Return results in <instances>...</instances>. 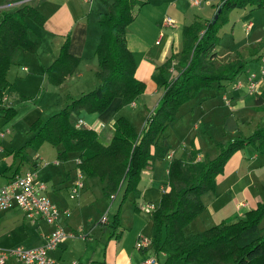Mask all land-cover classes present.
<instances>
[{
  "label": "crops",
  "instance_id": "obj_1",
  "mask_svg": "<svg viewBox=\"0 0 264 264\" xmlns=\"http://www.w3.org/2000/svg\"><path fill=\"white\" fill-rule=\"evenodd\" d=\"M134 1L142 2V4L136 6L137 14L126 26L125 40L136 64L134 77L144 84L143 92L130 103L123 104L121 98L115 97L101 112H89L85 108H80L77 112H71L69 118L76 127L94 130L97 141L105 147L113 139L114 123L119 117H124L136 131L139 132L142 129L146 116L160 103L163 83L174 79L178 73L175 66H178L183 48L182 28L195 20H211L221 4L219 0L212 6L213 14L209 18L194 15L191 19L189 8H181V5L184 6L185 1L188 0ZM32 2H35V5H31ZM111 2L113 0H30L27 2L0 0V13L29 5L44 17L41 24L26 18L27 35L37 45L36 49L32 52L18 51L6 72L7 86L2 92L0 120L4 123L14 120L9 128H3L0 124V138L10 147L9 149L0 147V153H4L0 158V167H2L0 168V186L6 184L15 175L33 171L37 181L44 185L40 192L60 210L58 218L60 225L66 231L83 233L80 239L69 237L62 241L61 245L59 244L49 253L58 262L78 260L84 263L79 257L82 249L75 253L80 248L77 243L82 241L86 243L83 256L86 255L88 259L84 264H138L150 257L155 259L152 264H165L164 252H156L152 245L139 249L135 247V242L140 236L151 238L152 222L149 214L142 211V206L145 203L158 202L163 192L168 190L167 175L170 159L167 155L149 162L142 171L137 184L140 196L136 199L139 207L136 210L132 193L123 200L124 184L111 198L104 193L103 181L83 174V187L75 197L71 198L70 187L78 173V152L68 153L65 159L59 158L58 153L61 147L44 142L29 153V149L32 148H28L23 154L16 153L33 135L29 129L31 124L37 120H46L61 111L71 99L94 90L100 84L95 54L102 32L98 17L107 11L106 5ZM251 8L254 9V7ZM229 15L230 12L228 19ZM166 18H170L173 23L166 24L164 22ZM178 21L182 23L177 24ZM29 22L36 27H32ZM249 24L251 28V22ZM65 43H67V54L77 62L71 74L67 75L60 84L52 85L47 79V68L59 57ZM262 43L264 39L257 41L256 44L262 46ZM256 48L255 45L243 48L249 56L247 60L253 61L256 63L255 67H258L253 71L257 74V78H260L259 90L254 94L253 101L251 102V94L244 86L235 87V81L227 84L225 89L219 90L221 100L230 112V115H225L223 118L224 131L230 132L229 140L236 138L234 135L246 137L256 128L264 127L256 124L249 134H243V124L253 122L252 117L247 116L249 110L258 119V123H264V76L259 75L258 59L264 53L262 51L259 53ZM213 54L212 59L216 63L234 61L238 64L245 63V67L247 65L242 54H238L237 59L224 61L221 56L218 60L217 46ZM170 57H172L170 67L164 66L163 64ZM167 72L173 74L171 79L165 76ZM246 76L242 78L240 73L237 79L245 83ZM206 94L205 92L204 96H207ZM10 107L16 112L11 119L6 120L5 110ZM179 110L180 107L173 122L178 119ZM79 121H81L80 124ZM18 127L22 128L20 133L22 132L24 136H21ZM18 139L23 140L22 144L17 143ZM169 140L162 137L159 142H165L168 145V153L173 151L174 158L182 157L183 154L188 156L192 151L198 150L199 154L195 160L201 159L202 162L203 153L210 148L204 147L207 144L201 138L182 140L176 147H173ZM207 141L209 144V139ZM212 143L211 146L214 148ZM214 150L215 156L216 149ZM209 151L211 152L212 149ZM185 159L189 160L187 157ZM118 195L120 198L116 203L112 220L110 217L106 219V222H101L97 213L106 208L108 204L106 197L111 198L112 202ZM129 198H131L132 206L125 207V202ZM201 199L205 206L203 212L212 216L215 224L222 221L234 222L246 211L264 202V153H258L251 146H245L234 152L224 164L222 173L217 175L215 189L202 194ZM92 202L100 203L96 208V214L87 213V207ZM17 211H20L22 215L20 216ZM108 211L109 209L106 208L105 214ZM22 216L29 222H27L29 227L34 228L32 232V235L36 237L34 246L43 244L44 236L52 230V226L40 217L32 219L21 209L11 208L0 212V247H15L13 243L4 242L2 229L9 223L23 220ZM159 255L163 258L162 262Z\"/></svg>",
  "mask_w": 264,
  "mask_h": 264
},
{
  "label": "trees",
  "instance_id": "obj_2",
  "mask_svg": "<svg viewBox=\"0 0 264 264\" xmlns=\"http://www.w3.org/2000/svg\"><path fill=\"white\" fill-rule=\"evenodd\" d=\"M141 4L134 0H113L106 5L107 11L98 17L102 32L95 51L100 84L71 99L61 111L46 120L31 124L29 129L33 135L16 152L18 155L28 148L37 149L44 142L61 147L59 158L65 159L68 153L78 152L77 170L86 177L103 181L104 193L111 198L124 184L123 200L132 193L136 210L141 173L149 162L167 155L168 145L159 141L175 119L178 108L203 90L213 86L225 89L227 84L236 81L245 67V63H216L212 59L219 41L218 31L226 23L229 12L246 6L264 8V0H221L211 20H195L184 26L183 48L178 66H175L178 73L174 79L163 83L159 105L146 116L139 132L124 117L117 118L113 139L105 147L97 141L94 130L74 126L69 119L70 113L80 108L101 112L115 97L127 104L143 92L144 84L134 77L136 64L125 40L126 26L135 18L136 6ZM27 17L38 24L44 21V17L29 5L0 13V104L7 86L6 72L15 54L20 50L35 51L37 46L28 38ZM171 59L163 65L170 67ZM76 62L67 54L65 43L59 57L47 68L49 83L60 84L72 73ZM15 112L14 108H7L4 117L9 120ZM245 146L264 153V127L256 128L246 137L215 143L216 155L206 162L195 160L198 150L170 159L168 190L149 213L151 245L156 252L166 254L165 264H204L203 253L207 252L209 259L218 248L216 246L224 242H230L232 250L229 264H264V202L234 222L222 221L188 236L183 233V228L205 210L202 194L215 189L216 177L222 173L228 158Z\"/></svg>",
  "mask_w": 264,
  "mask_h": 264
},
{
  "label": "rangeland",
  "instance_id": "obj_3",
  "mask_svg": "<svg viewBox=\"0 0 264 264\" xmlns=\"http://www.w3.org/2000/svg\"><path fill=\"white\" fill-rule=\"evenodd\" d=\"M218 2L219 0H200L199 5H192L191 0H188L185 1L184 6L181 5V8H185V9L189 8V15L191 19L193 18L194 15H199L201 17L208 16L207 18H209L211 14H213L212 6ZM30 4L35 5V2H32ZM249 22H251L252 27L246 30L245 29L246 25L249 24ZM181 23L182 21L177 22V24H181ZM29 24L32 27H36L34 24H32V22H29ZM218 35L220 40L217 45L218 60H220L221 56H223L224 61L237 59L239 58L238 54H242L241 56H243L247 61V65L244 71L241 72V77L244 78L249 72L255 71L258 67H255L256 63H253V61L247 60L249 56L247 52L244 51L243 48L247 47L248 45L251 46L255 45V47H257L256 51H258L259 53L262 51V53H264V43L261 44L262 46L256 44L257 41L264 39V9L262 8L253 9L251 7H246L245 9L235 8L231 10L228 21L219 29ZM260 57L258 59L261 66ZM172 75L173 74L170 72H167L165 74V76H168V78L170 79L173 77ZM205 92L207 93L206 94L207 96H204ZM249 93L251 94L250 97L252 102L255 93L253 92H249ZM227 95L229 94L227 93ZM221 97H222L221 93L215 86L201 91L192 100L180 106L179 114L177 116L178 119L172 122L166 128V130L164 131L161 137H163V139H170L169 142L172 144L173 147L179 145L182 140L188 141L192 138L195 139L201 138L207 144V146L204 147H208V148L210 147L209 149H212L211 152L209 151V149H207L205 153H203L204 155L203 162H206L207 160L211 159L212 155L215 153L213 146H211V142H213L214 144L221 142L222 140L224 142H227V140L231 138L230 132L224 131L225 125L223 123L224 116L228 114L230 115V112L225 107L223 101L221 100ZM247 116L252 117L253 122L251 124H246V123L243 124V129H244L243 134L245 135L249 134L252 131L253 126H255L256 124H259L260 126H264V123H258V119H256L255 115L251 110L247 112ZM12 121L11 122L8 121L7 123H4L2 122V120H0V124H2L3 128L5 127L9 128L13 124ZM194 127L196 129H194ZM18 131L20 133V131H22V128L18 127ZM20 134L21 136H24L22 132ZM234 137H237V135H234ZM208 139H209V144L207 141ZM22 142H23L22 139L21 141L20 139H18L17 141L18 144H22ZM0 147H4L8 149L10 148L5 144L2 138H0ZM33 150L34 149H29L28 153ZM2 155H4V153H0V158ZM93 180L96 181L97 183H100V181L95 178H93ZM98 190L101 191L100 189ZM102 197L105 198L104 195H102ZM106 198L108 200V204L106 208H108L109 211L105 214L106 208L104 210L101 209V211L97 213V216L98 218H100V220L103 215H105L106 219H109L111 217L112 220L113 214L115 212L116 203H118L120 195H118L116 200L112 202L110 201L111 198L108 197ZM130 199L131 198H129L125 202L126 205L125 207L132 206ZM99 205H100L99 202L96 203L92 202L87 207V213L96 214V208H98ZM17 213H19L20 216L22 215L20 211H17ZM101 213L102 215L100 216ZM213 220L214 218L212 216L208 215L206 212H202L183 228V233L185 236H188L190 234L197 233L204 229H207L215 224ZM27 222H28L27 219L23 217V220L21 221L9 223L8 225H6L2 229L4 242L13 243L15 244L14 245L15 247L22 246L24 248H33V246L36 244L35 243L36 237L32 235L34 228H30ZM100 228L103 229V227ZM72 233L74 234L73 237H76V239H80V235L83 234L82 232H78V231ZM68 238L69 237L65 238L63 241H65ZM79 242L80 243L77 244L80 246V248H78L75 251V253H78L82 249L81 252H79V257L80 259H82L84 263H86L88 261L87 256L86 255H84L85 257L83 256L84 254L83 248L86 243L82 241ZM61 244L62 243H60V245ZM15 247H9V248L3 247V249H11ZM216 247L218 248H216V250L209 255V259H207L206 256L207 252L203 253L202 257L204 259V264H212V263L229 264L233 256L230 242H224ZM159 258L160 261L162 262L163 261L162 256L159 255ZM209 260H212V263H209ZM73 261H78V260H73ZM179 264H195V263L182 262Z\"/></svg>",
  "mask_w": 264,
  "mask_h": 264
},
{
  "label": "built area",
  "instance_id": "obj_4",
  "mask_svg": "<svg viewBox=\"0 0 264 264\" xmlns=\"http://www.w3.org/2000/svg\"><path fill=\"white\" fill-rule=\"evenodd\" d=\"M30 0H22L27 2ZM192 5H199L200 0H191ZM166 24L173 21L166 18ZM250 28V24L246 25V29ZM261 66L259 75L264 76V56L260 57ZM259 80L257 74L249 72L246 76L245 83L236 79L234 85L236 88L244 86L248 92L256 93L259 90ZM225 101L228 102L226 98ZM81 121H79L80 124ZM174 152L167 154L168 159H172ZM44 187L43 183L35 180L33 171H27L23 175L13 176L6 184L0 186V212L11 208L21 209L26 216L35 219L40 217L49 225L52 230L44 236L42 245L33 248H24L18 246L11 249H3L0 247V264H84L80 261L58 262L50 256V252L58 247V245L67 237H73L72 232H67L58 222L60 210L53 204L50 199L42 194L40 190ZM83 187L82 173L78 171L76 180L70 187V197H75L79 190ZM155 207L152 202L145 203L142 211L147 214ZM101 222H106V217H101ZM152 241L149 237L140 236L135 242V247L141 249L151 245ZM155 259L150 257L138 264H152Z\"/></svg>",
  "mask_w": 264,
  "mask_h": 264
}]
</instances>
